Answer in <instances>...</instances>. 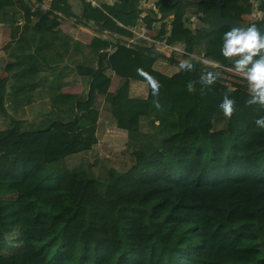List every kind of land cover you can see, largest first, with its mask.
<instances>
[{
	"label": "trees",
	"instance_id": "16d2710c",
	"mask_svg": "<svg viewBox=\"0 0 264 264\" xmlns=\"http://www.w3.org/2000/svg\"><path fill=\"white\" fill-rule=\"evenodd\" d=\"M154 5L141 19L158 21V34L168 21L167 44L237 73L221 53L230 26L204 30L186 19L199 11L209 23L212 0ZM104 6L109 12L80 0L77 14L68 0H0V23L9 26L1 46L0 264H264V129L254 126L264 108L249 106L251 96L240 99L248 83L226 80L210 63L170 55L177 68L168 74L153 66L163 53L141 39L126 46L92 35L83 43L58 26L61 14L82 15L130 36L107 16L134 23L138 0ZM256 8L264 12V0ZM249 11V0H220L218 7L239 23ZM110 45L109 53L99 50ZM181 61L194 69L178 71ZM89 62L86 91L61 92L73 67ZM106 67L118 77L112 90ZM138 68L162 84L160 109L154 97L129 95V80H144ZM209 72L216 82L201 92ZM98 94L125 131L128 163L108 165L91 152ZM225 94L235 100L231 119L219 108Z\"/></svg>",
	"mask_w": 264,
	"mask_h": 264
},
{
	"label": "crops",
	"instance_id": "0c3cea01",
	"mask_svg": "<svg viewBox=\"0 0 264 264\" xmlns=\"http://www.w3.org/2000/svg\"><path fill=\"white\" fill-rule=\"evenodd\" d=\"M88 1L90 2V4H92L95 7L103 6L104 8H106L104 6V4L105 3H111L113 0H88ZM68 2L71 5L72 11L74 13L78 14L80 12V0H68ZM41 6L46 7V2L41 4ZM148 9H150V8L144 7V9H143L144 13ZM106 10L108 11L107 8H106ZM169 15H171V13ZM79 18H80V20L77 21L73 15H62L61 14L59 16V19H58V21H59L58 26L60 27V29L63 32L72 36L73 38L80 40L83 43H85V42L87 43L92 35H102L110 41H113L115 38H119L120 40L118 42L122 43L126 46H128L130 43H135L138 41V39L137 40L134 39L131 42L125 43L124 40L126 38L125 37L126 35H122V34L118 35L114 32H109L106 29H102L97 23H95L91 20L85 19L82 15ZM107 18L109 20L114 21L115 23H117L119 25L122 23L119 19L116 18L115 15L107 16ZM195 24L198 27H206V26H208L209 23L202 22L199 19V21H197ZM162 38H165V40H166V37H162ZM162 38H159V39H162ZM8 39H9V26L7 23H0V76L5 74V72L2 68L3 64L5 62V55L1 49V46ZM155 39H157V38H155ZM113 49H114V45H112V46L110 45L106 48H100L99 50H105L107 53H109ZM195 54H196V52L192 53V55H195ZM197 55H199V54H197ZM208 57L209 56H202L203 60H206V61H208L207 60ZM175 58H177V57H175ZM166 60L170 61V60L166 59L165 54H163V56H159L155 59L153 66L155 68L159 69L160 71H162L164 73H168V74L175 71L177 68V63L173 60L170 61L171 67H172L171 71H164L162 68L157 67V65H159V63L164 64V62ZM209 63H211V62H209ZM227 63L229 66L235 67V66H232L230 62L227 61ZM86 64H88V65H86ZM211 64L216 66V64H214V63H211ZM93 65H94V62L93 63H90V62L85 63L84 65H75L73 67V70L65 77L66 79H68V82L63 84L60 87V91L63 93H73V94H79L80 92L86 91V89L88 87L89 77L91 75ZM104 72L107 76V81H108L107 89L112 90L118 77L114 73V71L109 67H106ZM128 93L131 96H141V97H150V98L153 97L151 95V89L147 85V82L145 80H139V79H130L129 80ZM246 93L247 92L246 91L244 92V90L242 92H240V94H242V95L246 94ZM249 95L251 96L250 91H249L248 95H246L240 99H244L246 97H249ZM94 106L98 111V115H97V119L95 122L96 142L93 145L92 149L94 150L95 145H99L98 144V139H99L98 134L101 130L108 131V130H113V129H119L122 131L124 139H125V131L123 129L113 125V121L109 115V112L104 108L102 96L100 94H98L96 96ZM262 116H264V112H263ZM0 127H1V124H0ZM111 128H113V129H111ZM113 137H114L113 135L111 137L109 136L110 139H114Z\"/></svg>",
	"mask_w": 264,
	"mask_h": 264
},
{
	"label": "clouds",
	"instance_id": "9594fccd",
	"mask_svg": "<svg viewBox=\"0 0 264 264\" xmlns=\"http://www.w3.org/2000/svg\"><path fill=\"white\" fill-rule=\"evenodd\" d=\"M221 53L225 58L234 61L236 72L248 81L251 99L246 103L249 106L259 105L264 108V33L255 25L246 29L233 27L224 34ZM193 69L194 65L189 61H181L178 67V71L191 72ZM137 74L142 76L150 87L151 95L154 97L153 106L160 109L159 96L162 84L142 68L137 69ZM216 79V75L212 72L201 76L200 83L203 85L201 92L204 88L213 85ZM187 88L189 92H194V83L190 81ZM219 108L226 118L231 119L236 111L235 100L225 94ZM255 124L258 128L264 129V116L257 118Z\"/></svg>",
	"mask_w": 264,
	"mask_h": 264
},
{
	"label": "rangeland",
	"instance_id": "374dc122",
	"mask_svg": "<svg viewBox=\"0 0 264 264\" xmlns=\"http://www.w3.org/2000/svg\"><path fill=\"white\" fill-rule=\"evenodd\" d=\"M90 3V2H89ZM251 19V17L247 14H243L242 15V19L240 21V24L242 25V27L244 28L245 23L247 21H249ZM163 54H165L166 59H168V57L170 55H173L174 57L177 58H182L183 55L181 53H176L174 51L171 50H167V49H159ZM169 60V59H168ZM171 61V60H170ZM170 61H165L164 64L159 63V65H157V67L162 68L164 71H171L172 67H171V63ZM168 63V64H167ZM220 68V67H217ZM222 69V68H220ZM224 78L228 81H235V82H245L248 83V81L243 78L242 75L237 74L235 72L232 71H227L224 70ZM247 92L246 94H240V97H244L246 95H248L249 90H244V92ZM250 96V95H249ZM217 126V124H216ZM255 128H258L256 126V124H254ZM113 129V128H111ZM111 137L112 135L114 136V139H110L109 136ZM98 144L99 145H95L94 146V150L92 149L91 151L98 157H104L106 158V162L108 165H115L118 164L120 162H129V158L127 157L124 149H125V139L123 136V133L121 130L119 129H113V130H108V131H104L101 130L98 134Z\"/></svg>",
	"mask_w": 264,
	"mask_h": 264
},
{
	"label": "built area",
	"instance_id": "2783aa9c",
	"mask_svg": "<svg viewBox=\"0 0 264 264\" xmlns=\"http://www.w3.org/2000/svg\"><path fill=\"white\" fill-rule=\"evenodd\" d=\"M154 1L155 0H138V4L142 8V10L140 11L139 17L137 18V20L132 24H128V23H124V22H122L120 24L121 26H123L125 29H127L131 33L130 36L125 38V40H124L125 43L131 42L134 39H136V40L141 39L145 43L153 45L157 50H159L161 48V47L157 46V42H156L155 38H153V39H150V38L154 35L166 37V34L168 33V30H169L168 21H166V23L164 25L165 33L164 34H158L157 31L155 30V27H157L159 25L158 21H151L149 25H146L141 19V16H143V14H144V11H143L144 7H148L151 10L156 11ZM249 1H250V11L248 12L247 15H249L251 17V19L257 18V19L262 20V18L264 17V12H262L256 8V0H249ZM199 15H200L199 11H196V12L189 11L186 13V19H187L190 27H192V28L198 27L195 23L197 21H199ZM169 16H171V15H169ZM161 49L171 50L168 48H161ZM171 51H173V50H171ZM188 51H190V50H188ZM192 52H194V51H192ZM181 54L183 55V57H193V58H196L198 60L205 62V60H203V58H202V56H205L203 53H197L196 52L195 55H192L190 53H181ZM197 54H199V55H197ZM206 63H208V62H206Z\"/></svg>",
	"mask_w": 264,
	"mask_h": 264
},
{
	"label": "water",
	"instance_id": "95a60500",
	"mask_svg": "<svg viewBox=\"0 0 264 264\" xmlns=\"http://www.w3.org/2000/svg\"><path fill=\"white\" fill-rule=\"evenodd\" d=\"M212 2H213V6H212L211 13H210V22L208 26L206 27H199L200 29L210 30L213 27H217L221 24H228L231 30L233 27H236V26L243 28L237 19H234L233 17L228 16V15L220 16L218 14V7H219L220 0H212ZM256 27L260 29L262 33H264V17L262 18L261 22ZM227 61L232 64H235L234 61H231L228 58H227Z\"/></svg>",
	"mask_w": 264,
	"mask_h": 264
},
{
	"label": "bare ground",
	"instance_id": "6f19581e",
	"mask_svg": "<svg viewBox=\"0 0 264 264\" xmlns=\"http://www.w3.org/2000/svg\"><path fill=\"white\" fill-rule=\"evenodd\" d=\"M150 39H153V37H151ZM156 42H157V46H159V47H161V48H168V49H171V50H173V51H175V52H177V53H188V52H186V51L180 50V49H178V48H176V47H173V46L167 44L165 38H162V39H156ZM190 54H192V53H190ZM205 61H206V60H205ZM206 62H208V61H206ZM226 62H227V61H226ZM216 66H222V65H216Z\"/></svg>",
	"mask_w": 264,
	"mask_h": 264
}]
</instances>
